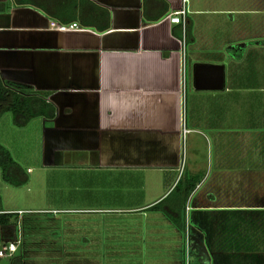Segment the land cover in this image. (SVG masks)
<instances>
[{"label":"crops","instance_id":"1","mask_svg":"<svg viewBox=\"0 0 264 264\" xmlns=\"http://www.w3.org/2000/svg\"><path fill=\"white\" fill-rule=\"evenodd\" d=\"M183 1L0 0L2 78L17 90L47 95L57 110L54 120L37 118L16 130L17 139L39 144L35 153V145L22 150L28 141L19 140L26 162L9 144L7 130L0 143L30 182L40 171L44 179L55 178L62 193L72 186L95 194L109 180L123 179L116 189L137 185L145 194L155 177L154 200L133 197L136 205L117 210L130 214L118 225L142 235L138 247L146 236L160 239L161 246L170 238L184 256L186 241L198 237L210 258L232 251L234 264H264V51L250 58L260 72L248 76L249 86L232 70L246 60L243 52L210 54L216 57L210 64L225 68L224 88L197 91L194 69L206 65L208 49L221 43L211 35L220 34V22L210 27L208 17L233 21L242 11L231 1L189 0L184 29L168 19ZM72 25L77 28L63 30ZM241 45L235 40L222 48ZM5 117L0 125L15 127ZM190 177L199 182L184 204L185 233L150 209ZM13 240L17 231L7 230L2 244ZM227 243H234L232 250Z\"/></svg>","mask_w":264,"mask_h":264},{"label":"rangeland","instance_id":"2","mask_svg":"<svg viewBox=\"0 0 264 264\" xmlns=\"http://www.w3.org/2000/svg\"><path fill=\"white\" fill-rule=\"evenodd\" d=\"M220 1L217 0L218 3ZM222 1L225 2L226 6L231 5V3L235 4L236 10L242 12L233 16V21H229V16L208 17L210 27L212 24L217 25L220 22V37L210 34L217 40L220 38L221 43L218 42L219 44L217 43L216 46L210 47L207 51L208 54L204 56L205 59L202 60L207 63L206 65H212L210 63L215 61L216 57L210 56V54L216 53L218 56L225 52L240 56L243 52L242 57L245 56L246 60L244 63L239 62L238 65H234L232 70L233 75L238 80L243 78V85L249 86L253 83L249 81L248 76L250 74L257 75L260 72V66H256V61L252 62L250 58H255L254 54L264 51L258 49L261 46L264 47V0ZM235 40L236 44L241 43L242 45L239 48L236 46L235 50L224 51L222 46H226ZM247 59L248 62H246ZM262 62V58L261 61L257 60V64ZM261 68L264 70V67ZM10 117L12 118V115L8 113L5 119ZM9 123L5 122V124L0 125V135L7 138L6 130L8 131L9 138L12 139H9V144L11 147H16L17 157L26 162L27 155L23 156L21 149L25 150L32 143L33 146L35 145L36 153L39 144L37 145L36 139L33 141L26 139L23 141L28 142L22 143L23 147L20 149L19 140L20 142L23 141L22 138L17 139L20 134H17L16 130L22 128L16 129ZM22 137L24 138V135ZM31 137L29 135V138ZM29 155V159L32 161L34 155ZM32 178V182L29 181L26 186L14 188L3 181L0 170L2 208L13 214L21 213L15 229L17 240L20 241L18 251L13 257L0 259V264H12V260L19 257L24 259L25 264H207V261L201 262L202 257L188 241L185 243V249L189 252H186L185 258L182 251L175 249L177 245L170 238L161 246L160 239L152 236L147 238L146 236V243H141L138 247L137 239L142 238V235L138 236L136 232L129 235L128 230H126V223L124 227L118 225L120 221H127L130 214H127L126 211L117 210H124L136 205L137 202H133V197L138 199L144 197L143 203L155 199L157 193L153 188L156 185L154 183H158L155 181V177L149 179L148 183L151 186L145 187V194L140 192L137 185L134 189H129V193L124 188L116 189L122 186L123 179H111L108 184L110 186L102 188L98 193L90 194L88 192L78 193L71 188L72 186L71 189L69 188L70 190L65 188L62 193L55 188L56 179L52 176L44 179L40 171H36ZM42 181H45L47 186ZM85 209L104 210L105 212L88 211V213H81L76 211ZM55 219L57 220L55 221ZM123 228H125L126 233L122 234L120 230ZM7 230L10 232L9 228H0V249L3 245L2 238L7 236ZM226 245L228 246L226 249L232 250L230 246L233 247L234 243H227ZM234 253L231 251L230 255H212L211 259L216 264H234L236 263V258L232 255ZM110 255L115 257H107Z\"/></svg>","mask_w":264,"mask_h":264},{"label":"trees","instance_id":"3","mask_svg":"<svg viewBox=\"0 0 264 264\" xmlns=\"http://www.w3.org/2000/svg\"><path fill=\"white\" fill-rule=\"evenodd\" d=\"M8 113L12 115L13 124L16 128H25L32 120L37 118L54 120L57 117V110L48 101L47 95H31L28 91L12 88L7 85L0 73V120ZM0 170L3 181L11 187L21 188L26 186L30 181L27 170L14 159L9 149L1 143ZM185 179L184 184L180 181L174 191L164 201L153 206L150 210L162 212L177 229L186 233L187 226L184 219V204L195 191L199 178L190 177L189 179ZM1 202L0 197V228L15 230L18 225L19 214L6 213L2 208ZM191 235V233L188 234L189 237H193ZM194 247L202 257L201 262L207 261V264H210L211 258L207 253L205 245L198 237L192 244V248ZM185 256L186 249L184 251ZM12 264H25V262L22 257H19L15 260L13 259Z\"/></svg>","mask_w":264,"mask_h":264},{"label":"water","instance_id":"4","mask_svg":"<svg viewBox=\"0 0 264 264\" xmlns=\"http://www.w3.org/2000/svg\"><path fill=\"white\" fill-rule=\"evenodd\" d=\"M197 91H221L225 83V68L222 65H197L194 69Z\"/></svg>","mask_w":264,"mask_h":264},{"label":"built area","instance_id":"5","mask_svg":"<svg viewBox=\"0 0 264 264\" xmlns=\"http://www.w3.org/2000/svg\"><path fill=\"white\" fill-rule=\"evenodd\" d=\"M190 14L189 9V0H184L183 5L180 9L177 11H174L168 16V19L171 23L175 25H182L184 29H186L188 25V16ZM76 25H72L70 28H63V30L67 29H76ZM188 134L187 130H184V136ZM20 241L16 240L13 242H8L2 245V248L0 249V259L6 258V257H13L19 248Z\"/></svg>","mask_w":264,"mask_h":264}]
</instances>
